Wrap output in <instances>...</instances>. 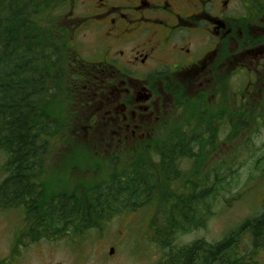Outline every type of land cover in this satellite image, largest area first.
I'll list each match as a JSON object with an SVG mask.
<instances>
[{
    "label": "flooded vegetation",
    "instance_id": "obj_1",
    "mask_svg": "<svg viewBox=\"0 0 264 264\" xmlns=\"http://www.w3.org/2000/svg\"><path fill=\"white\" fill-rule=\"evenodd\" d=\"M47 16L45 37L36 31L31 37L44 47L37 58H45L44 71L29 77L30 95L45 102L33 109L34 116L46 117L32 125L39 156L30 161L27 188L4 186L17 164L0 168V211L18 207L25 214L11 231L14 253L68 235L56 230L38 236L31 194L45 193L54 206L67 202L70 191L46 188L40 178L54 166L66 169L70 127L113 159L145 153L147 169L161 162L147 153L163 147L171 132L212 139L216 131L212 155L229 148L220 160L226 175L230 158L248 154L252 143L250 156L264 152L258 136L264 131V0H50ZM53 34L63 41L55 70L61 89L53 84ZM52 104L61 108L60 119H53ZM127 159L125 165L132 156ZM10 258L0 256V263L10 264Z\"/></svg>",
    "mask_w": 264,
    "mask_h": 264
},
{
    "label": "trees",
    "instance_id": "obj_2",
    "mask_svg": "<svg viewBox=\"0 0 264 264\" xmlns=\"http://www.w3.org/2000/svg\"><path fill=\"white\" fill-rule=\"evenodd\" d=\"M39 4L43 5L42 16ZM49 6L50 0H0V146L10 155V166L17 164L8 176L4 185L6 188H27L25 182L33 173L29 169L30 161L34 155L39 156L34 152V140L39 136L33 137L32 125L43 123V120L39 118L38 111L33 115V109L39 107L43 99L30 95L29 77L34 70L38 75L44 71L45 58H37L39 53L44 55V48L36 47L31 37L34 31L38 36L45 37V32L49 30L46 27ZM57 38L53 34V84L61 89L63 81L57 80L55 75L59 62L54 60L59 59L61 52ZM32 62L38 63L35 66ZM42 116L45 117L44 114ZM177 139L178 142L165 147L160 154L162 160L157 183L151 175H142V164L135 163L133 172L127 170L120 176H110L105 182L85 186L82 193L68 196L67 202L61 201L58 206L49 203L44 194H31V203L36 209L32 211V219L39 222L41 230L38 236H44L46 232L53 234L56 230L79 233L100 229L112 218L135 211V207L156 198L164 205L166 219L164 225L154 228V233L159 236L160 248H176H171L166 262L158 264H252L254 249L264 246V213L246 221L216 243L197 240L181 247L174 245L178 234L204 226L206 217L211 214L208 199L219 194L220 188L224 187L221 182L225 176L224 170L218 173L216 169H211L214 173L212 181L209 178L211 171L206 173L209 169L201 172L206 156L212 157L216 131L212 132V139L201 137L199 133L192 140L185 141L179 136ZM194 150L199 152L193 153ZM177 159L193 160L187 173L182 174L178 169ZM234 164L228 167V178ZM171 176L182 180L184 193L169 190L173 183ZM226 185L229 186L228 181ZM155 188L160 191L154 196ZM12 196L13 193H10L7 197ZM242 228L250 232L252 238L250 254L239 250Z\"/></svg>",
    "mask_w": 264,
    "mask_h": 264
},
{
    "label": "rangeland",
    "instance_id": "obj_3",
    "mask_svg": "<svg viewBox=\"0 0 264 264\" xmlns=\"http://www.w3.org/2000/svg\"><path fill=\"white\" fill-rule=\"evenodd\" d=\"M38 8H40V16H42V4H39ZM68 132L69 154H67L66 169L64 168L63 173L56 166L48 169V177H44V175L40 178L42 174L39 169L35 172L37 180L39 178L46 179L48 187L55 190L71 191L79 182V185H90L95 181H101L105 178V174L115 167L112 165L106 167L103 164L104 158L101 156L100 164L95 165L100 167V170H97V167L88 170L93 167V164L98 163L95 157L98 150L91 144L93 143L91 139L84 137L83 132L75 133L73 128H70ZM258 136L263 139L264 143V131H261ZM52 138L53 140L60 139V137ZM254 148L255 146L251 145L248 154H242L238 160L230 158L229 165L235 164L229 177L232 178V173L234 176L237 173V178L233 177L232 183V180L228 181L224 173V180L221 182L224 184L223 188H227L226 181L231 182L230 192L228 194L221 192L212 199H208V202H212L208 208L211 214L206 217L204 226L175 236L174 245L176 247L185 246L197 240L216 243L230 230L236 229L244 219L251 218L261 212L262 207L259 205L264 201V166L262 165L264 155L252 154L250 156L249 154L253 152ZM227 149L229 148L223 145L219 151L214 152L212 157L206 156L201 172L209 169L206 172L208 173L211 169H216L219 173L220 170H224L220 160L223 158L222 154L228 152ZM198 152V150L193 151V153ZM6 161V153L0 151V168ZM188 166L189 162L185 160L178 162V169L182 174L188 172ZM86 172L96 174V180L91 176L93 174ZM213 176L214 173L212 174L211 171L209 178L212 181ZM173 185L175 183L170 186ZM175 188L177 193L185 192L182 180L176 179ZM228 201L231 203L227 204ZM157 206L159 203L153 201L149 208L124 213L104 224L101 229L85 230L78 237L68 236L58 240L57 243L41 241L30 244L22 247L16 253L12 246L11 231L23 221L25 214L18 207L2 210L0 211V256L4 259L11 256L10 264H158L160 261L164 263L171 255V248L173 247L175 250L176 248L174 246L166 250L160 248L159 236L152 231L156 226L164 225L166 219L165 210L161 212L159 209H155L154 207ZM245 240L246 247L248 246L245 237L242 238L240 246L245 244ZM76 242L78 247L75 246ZM110 249H113L112 254L109 253ZM259 262L260 264L264 263V256H260Z\"/></svg>",
    "mask_w": 264,
    "mask_h": 264
}]
</instances>
